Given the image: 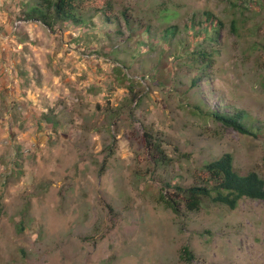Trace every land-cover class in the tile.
<instances>
[{
    "label": "rangeland",
    "instance_id": "374dc122",
    "mask_svg": "<svg viewBox=\"0 0 264 264\" xmlns=\"http://www.w3.org/2000/svg\"><path fill=\"white\" fill-rule=\"evenodd\" d=\"M26 1L0 0V264H264V201L179 214L157 201L225 152L264 178V0H91L111 2L122 34L98 15L51 30L23 19ZM122 10L150 38L130 34ZM204 11L221 27L201 45L216 53L193 86L191 63L168 56ZM168 26L169 47L137 50ZM168 70L170 85L156 84ZM199 98L242 110L257 135L187 106ZM145 130L168 164L155 163Z\"/></svg>",
    "mask_w": 264,
    "mask_h": 264
},
{
    "label": "trees",
    "instance_id": "16d2710c",
    "mask_svg": "<svg viewBox=\"0 0 264 264\" xmlns=\"http://www.w3.org/2000/svg\"><path fill=\"white\" fill-rule=\"evenodd\" d=\"M111 12L112 5L109 1H106L102 6H93L91 0H27L21 14L24 20L39 21L51 30H54L55 26H63L67 23L87 27L92 23L93 17L98 15L105 24L115 23L117 33L122 34L117 15L113 16ZM120 13L126 27L130 30V34L150 38L149 26L141 23V31L133 30L131 25L135 20L130 18L125 10ZM220 27L221 23L209 11H204L201 18L197 20L193 15L188 19L186 25L184 24L183 28L188 44L183 40H178L173 51L167 50L171 51L168 56L171 67L174 61L177 60L182 62L183 59H187L191 63L192 70L196 71L191 79V85L193 86L201 80L200 75L204 74L206 68L210 66L212 55L216 53L215 49L209 48L207 50L205 46L202 47L201 45L216 42V34H218ZM232 29H235L234 25H232ZM155 33L156 39L151 42H145L143 38H140L137 41V50L151 52L160 41H165L166 44H169L167 46L169 47L170 42L174 39L173 37L176 36V26H168ZM129 37L131 38L132 35ZM122 63L125 64V60L121 61ZM118 67L119 72L124 76L125 74H123L121 68H130V65ZM145 76L141 75L139 78L144 81L147 79V76ZM173 77L174 70L163 72V78L157 80L156 84L168 86ZM129 78L127 76L128 81ZM127 90L132 93L128 100V102H131L132 99L137 97L138 93H133L130 88ZM207 103L203 98L196 104H188L187 106L241 134L257 135L258 127L246 123L250 118L242 110L227 107L220 103L211 108ZM144 136V142L151 150L155 163L168 164L170 157L166 155L162 148L160 138L152 134L151 130H145ZM197 169V173L193 176L194 181L188 185H182L177 181L166 183L158 193L157 201L161 202L165 208H168L174 214L197 212L207 203L220 204L234 209L243 198L264 201V178L254 170L241 173L235 168L233 156L229 152L204 162ZM182 254L188 255V260L192 257L187 248H183Z\"/></svg>",
    "mask_w": 264,
    "mask_h": 264
}]
</instances>
